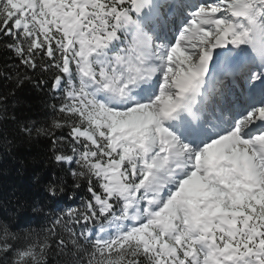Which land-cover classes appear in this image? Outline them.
Wrapping results in <instances>:
<instances>
[{
  "label": "snow or ice",
  "instance_id": "1",
  "mask_svg": "<svg viewBox=\"0 0 264 264\" xmlns=\"http://www.w3.org/2000/svg\"><path fill=\"white\" fill-rule=\"evenodd\" d=\"M0 47L87 193L0 218V264H264V0H0Z\"/></svg>",
  "mask_w": 264,
  "mask_h": 264
},
{
  "label": "trees",
  "instance_id": "2",
  "mask_svg": "<svg viewBox=\"0 0 264 264\" xmlns=\"http://www.w3.org/2000/svg\"><path fill=\"white\" fill-rule=\"evenodd\" d=\"M10 55L0 47V68ZM28 76L19 84L15 78L0 77V97H5L0 103V218L16 214L20 224L36 227L46 224L45 217L53 212L78 207L87 193L83 187H73L69 166L53 159L50 138L28 136L22 131L25 125L48 126L54 118L49 107L54 102L52 91L40 82L44 77L31 72ZM57 177L67 186L51 197L46 187Z\"/></svg>",
  "mask_w": 264,
  "mask_h": 264
}]
</instances>
